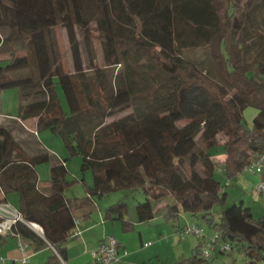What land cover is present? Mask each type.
Segmentation results:
<instances>
[{"label": "trees", "instance_id": "1", "mask_svg": "<svg viewBox=\"0 0 264 264\" xmlns=\"http://www.w3.org/2000/svg\"><path fill=\"white\" fill-rule=\"evenodd\" d=\"M74 1L77 9L71 0H0V52L11 49L0 58V91L19 88L17 117L34 118L37 130L57 134L71 155L81 157L82 174L92 173L91 184L83 176L79 180L85 196L66 197L74 182L67 178L66 158L48 150L28 154L10 129L0 128V202L16 193L23 220L43 230L41 237L17 221L12 236L35 250L49 243L54 251L44 264H61L77 210L112 191H141L138 221L152 219V203L169 197L166 222L177 229L179 213L188 212L242 249L247 264H264V213L255 218L248 208L225 203L211 157L221 148L231 177L264 152V38L245 41L254 10L264 29V0H227L223 20L215 0H91L94 18L86 16L85 0ZM57 27L66 32L71 73L53 74L50 42ZM4 30L22 37L26 55L15 54ZM92 31L98 32L101 65L91 66ZM196 47L215 48L219 80L184 56ZM83 53L93 76L84 70ZM33 64L36 77L13 75ZM249 105L257 109L250 128L243 122ZM219 133L225 136L221 143ZM43 162L50 163L49 178L39 186L36 166ZM197 164L202 176L193 171L188 178L185 167ZM215 204L222 205L218 221ZM126 214V203L118 201L104 211L121 221ZM174 264H209L201 257L200 240Z\"/></svg>", "mask_w": 264, "mask_h": 264}, {"label": "rangeland", "instance_id": "2", "mask_svg": "<svg viewBox=\"0 0 264 264\" xmlns=\"http://www.w3.org/2000/svg\"><path fill=\"white\" fill-rule=\"evenodd\" d=\"M74 9H77L74 0H71ZM217 10L221 19H224L225 11L227 9V0H215ZM85 13L89 18H94L96 15L94 13V8L91 0H85ZM77 12V11H76ZM78 14V12H77ZM261 14L254 10L248 21V34L245 38L246 42L252 43L257 35H263L264 29L261 26ZM94 21H91V25ZM3 37H8L7 43L14 48L15 54L18 56H23L28 53L26 46L21 42L22 37L16 36L13 32L8 30L2 31ZM248 43V44H249ZM213 46V45H212ZM50 47L52 53L54 54V68L53 74L61 73H71L73 71L72 58L69 51V44L67 41L66 32L64 29L55 28L51 31V42ZM10 50L0 52V58H6L10 55ZM215 53V48L208 47L201 48H191L184 52V56L187 59L194 61L199 67L205 68L207 73H209L214 79L219 80L220 68L219 65L214 62L212 55ZM92 56L94 58V63L91 66L101 65L103 63L102 50L99 42L98 32L92 31ZM83 67L87 71L89 76L94 74L87 67L89 66L85 54L82 55ZM248 60L253 61V56L251 53L247 55ZM13 75L23 76L31 75L36 77V69L34 64L30 65L27 69H20L13 72ZM55 78V77H54ZM58 93L60 94V101L64 109H67V103L65 97L62 93L59 85L56 86ZM21 103L20 90L17 87L8 88L0 91V126L9 128L12 132L16 143L22 148H24L26 153H34L35 151L45 150L57 155L59 158H66V168H67V178L69 180H74L66 194L69 196L83 194V186L79 181L81 176H83L87 184L92 182V173L90 170L81 172L80 164L81 157L79 155H71L64 147L62 139L55 133L50 132L48 129L37 130L36 122L34 118L20 119L17 117V111ZM256 107L249 105L243 110V122L247 127L252 126V119L256 115ZM15 116L17 119L12 118ZM36 131V133H35ZM225 136L219 133L216 136V140L221 143ZM38 139V140H37ZM36 142V145L34 144ZM40 142V143H39ZM33 147H36L34 150ZM223 152L222 149H217L211 156L216 162L215 174L214 176L220 181L221 190L225 191L226 199L225 203L228 205H236L238 207H249L255 218L259 217L264 213V169L262 173H253L242 169L236 172L231 177L227 176L226 171L223 168ZM264 166V160L261 162ZM49 162H43L36 166L38 178L41 183H45L49 178ZM221 170H218V169ZM196 172L199 176H202L203 169L200 164H197L193 169L189 166L185 167V172L188 178H191L192 172ZM262 182L263 189L261 191L257 190V185ZM96 201H111L114 202H124L127 205V215L135 214V206L138 202L145 199L144 194L141 191H127V190H117L100 197H95ZM10 205L14 208L18 205V196L16 193H9ZM172 199L166 197L160 201L159 205L164 207L167 202H171ZM213 215L215 221L219 220V215L222 210L221 204H215L213 207ZM179 220L181 223H185L188 220L193 224H199L204 228L205 235L210 236L211 230L207 226L206 222L197 216H193L188 212L181 211L179 213ZM182 217V218H181ZM190 222L186 224H190ZM176 234V233H175ZM177 235V234H176ZM202 238V237H200ZM190 240L192 248L197 245L198 238L195 235H189L185 238ZM191 251V249H190ZM190 251L186 252L185 256L190 255ZM209 264H247V259L242 249H239L237 245L233 246L231 249L221 252L216 244L211 245L210 248V258Z\"/></svg>", "mask_w": 264, "mask_h": 264}, {"label": "crops", "instance_id": "3", "mask_svg": "<svg viewBox=\"0 0 264 264\" xmlns=\"http://www.w3.org/2000/svg\"><path fill=\"white\" fill-rule=\"evenodd\" d=\"M11 117L17 119L15 116ZM34 144L36 145V142ZM22 149L25 150L23 147ZM33 149L35 150L36 147ZM224 158L223 154L222 160ZM45 185L39 181V186ZM66 191V197H74V195L66 194ZM85 195L86 192L83 190L82 195L75 196ZM0 197L2 198L3 194H0ZM7 201L11 203L9 195ZM111 204L113 203L108 200L96 201L94 199L90 205L75 212L76 226L80 234L71 235L67 239V261L61 264H96L89 250L96 248L107 236H114L118 241L119 259L115 264H174L187 257L185 254L190 249V253L192 252L194 247L192 248L190 240L178 237L175 234L176 227L165 221L161 205L153 202L154 217L148 221L140 222L136 218V213L130 216L126 214L122 221L106 218L104 211ZM247 208L251 211L249 207ZM125 222L128 223V226L125 225ZM188 222L190 221L181 223L179 220L178 227ZM30 223H32L30 228L43 237L42 228L36 223ZM19 240L27 243L24 249L19 248ZM53 251L49 243L46 247L35 250L33 245L21 237L10 234L0 235V264H44ZM23 258L26 259V262H22Z\"/></svg>", "mask_w": 264, "mask_h": 264}, {"label": "built area", "instance_id": "4", "mask_svg": "<svg viewBox=\"0 0 264 264\" xmlns=\"http://www.w3.org/2000/svg\"><path fill=\"white\" fill-rule=\"evenodd\" d=\"M264 160V152L259 154L252 162L248 163L243 169L253 172L262 173L264 166L262 161ZM218 170H221L220 168ZM264 178V175H263ZM263 189L262 182L257 185V190L261 191ZM22 221L26 223L29 227L28 222L24 221L19 211L12 207L8 202H0V235H16L13 232L12 226L17 222ZM72 236L79 235L80 231L75 229L71 232ZM175 233L180 238H186L189 235H195L200 240V254L201 257L207 261L210 258V248L211 245L216 244L218 249L223 252L232 248V245L220 239V235L217 232H212L210 236L205 235L204 228L198 224H185L175 230ZM202 237V238H200ZM18 246L20 249H24L27 243L18 241ZM90 255L95 259L96 264H115L118 261V241L114 236L105 237L96 248L89 250ZM22 262H26L23 258Z\"/></svg>", "mask_w": 264, "mask_h": 264}, {"label": "water", "instance_id": "5", "mask_svg": "<svg viewBox=\"0 0 264 264\" xmlns=\"http://www.w3.org/2000/svg\"><path fill=\"white\" fill-rule=\"evenodd\" d=\"M29 225H31V223H28ZM52 247V246H51ZM53 248V247H52ZM54 250V249H53Z\"/></svg>", "mask_w": 264, "mask_h": 264}, {"label": "clouds", "instance_id": "6", "mask_svg": "<svg viewBox=\"0 0 264 264\" xmlns=\"http://www.w3.org/2000/svg\"><path fill=\"white\" fill-rule=\"evenodd\" d=\"M28 223H30V222H28ZM32 224V223H31Z\"/></svg>", "mask_w": 264, "mask_h": 264}]
</instances>
